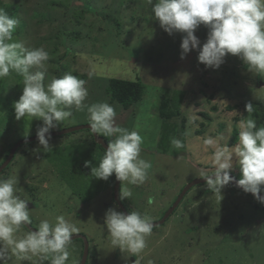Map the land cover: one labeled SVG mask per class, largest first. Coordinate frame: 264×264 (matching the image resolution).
<instances>
[{"label": "rangeland", "instance_id": "rangeland-1", "mask_svg": "<svg viewBox=\"0 0 264 264\" xmlns=\"http://www.w3.org/2000/svg\"><path fill=\"white\" fill-rule=\"evenodd\" d=\"M4 3L2 9L13 4L18 9L12 10L19 22L14 40L28 48L43 47L49 53L45 84L69 72L84 78L89 93L85 103L108 102L116 108L117 125L142 136L140 155L152 168L144 184L127 185L133 195L121 201L128 212H146L152 222L161 221L184 188L202 179L201 169L211 168L207 161L211 150H205L200 138L219 135L222 143L231 147L238 142L236 125L241 116L264 126V77L250 73L231 55L217 70L198 62V50L181 59L184 34L166 33L155 20L149 0ZM208 31L201 25L195 32L201 46ZM17 75L0 79V165L12 144L36 137L43 123L27 116L15 118L13 105L23 89V77ZM112 79L141 82L142 100L128 110L112 103L108 94ZM163 98L171 100V109L178 113L174 118L160 116ZM247 103L253 105L250 114L245 111ZM193 116L198 118L194 122ZM83 125H89L86 109L73 110V118L51 134ZM173 137L181 139L185 147L173 149ZM30 143L15 154L0 178L18 179L36 230L42 219L54 220L58 215L76 223L80 231L74 235L85 236L89 243L86 264H135L136 259L139 264H264V205L231 183L223 188L222 200L206 183L193 187L176 213L164 225L153 228L146 237V249L135 257L115 249L103 226L108 209H121L114 198L115 175L107 181L91 175L105 150L92 132L85 129L51 137L49 152L43 151L38 141ZM86 161L91 162L90 167H85ZM230 174L240 178L237 167ZM123 187L121 182L120 190ZM150 195L156 199L152 206L146 202ZM34 228H21L20 234ZM84 249L81 239L73 240L72 258L81 263Z\"/></svg>", "mask_w": 264, "mask_h": 264}, {"label": "clouds", "instance_id": "clouds-1", "mask_svg": "<svg viewBox=\"0 0 264 264\" xmlns=\"http://www.w3.org/2000/svg\"><path fill=\"white\" fill-rule=\"evenodd\" d=\"M149 3L155 20L166 33L184 34L181 59L198 50V62L217 70L225 57L231 55L238 57L250 73L264 77V0H149ZM18 23L0 8V79L12 71L23 77L22 95L13 105L15 118L21 120L27 116L41 120L36 137L43 151L49 152L51 131L73 118V110L86 109L90 131L113 137L98 166L91 168V175L103 181L115 175L117 181L125 184L120 199L131 198L133 192L127 185L144 184L152 168L151 162L140 155L142 136L137 130L118 126L116 108L108 102L85 103L89 94L85 80L69 72L45 84L49 53L43 47L28 48L14 40ZM201 25L209 29L202 46L195 35ZM245 111L252 113L253 105L247 103ZM241 117L236 125L238 142L233 146L222 143L223 137L219 135L200 138L205 150H211L207 156L211 168L201 169V178L207 189L222 200L223 188L235 180L230 171L237 167L240 178L235 180L236 186L264 205L261 195L264 193V126L258 127L250 117ZM196 119L191 117L192 122ZM170 144L175 150L185 147L175 137ZM90 166L91 162L86 161L85 167ZM18 184L15 176L0 178V264L24 261L69 264L70 258L71 264H80L70 251L74 234L80 229L66 215H58L54 220L42 219L37 231L20 234L21 227L31 223V211L29 200ZM146 202L152 206L156 199L150 195ZM152 220L146 212L132 210L125 214L113 207L105 212L103 226L115 249L139 257L147 247L146 237L152 233ZM135 264H139L138 259Z\"/></svg>", "mask_w": 264, "mask_h": 264}, {"label": "trees", "instance_id": "trees-1", "mask_svg": "<svg viewBox=\"0 0 264 264\" xmlns=\"http://www.w3.org/2000/svg\"><path fill=\"white\" fill-rule=\"evenodd\" d=\"M5 5L4 3V0H0V8H2L3 6ZM14 9H17V6L15 4H13L11 7L4 9L5 12L7 13L8 11V15L12 18H14V12H12V10ZM18 10V9H17ZM15 74L17 75L16 72L13 73L10 72L9 74V77L10 78H13L15 76ZM18 76V75H17ZM8 77V79H10ZM18 78H22L21 75L18 76ZM84 80V78H81ZM1 86H5L6 88V85H3L1 84ZM5 91V89H4ZM3 91V92H4ZM108 94L110 95L111 97V102L112 103H117V104H120L124 109H130L133 105L139 103L142 98H143V95H144V86L141 82H133V81H127V80H120V79H112L109 83V86H108ZM212 97V96H211ZM160 116L162 117H169V118H174L178 113L176 111H173L171 109V100L170 99H165L163 98V100L161 101V104H160ZM215 109V108H214ZM27 140V139H26ZM26 140H23V141H26ZM23 141H18V142H15L14 144H12L9 148V151L8 153L6 154L5 158L3 159V163L5 162V160L8 158L10 152L12 151V149L14 148V146L18 143H21ZM104 141L107 142V143H110L111 140H108L107 138L104 137ZM36 142V141H35ZM25 144H29V143H24V144H20V146L18 147L17 149V152L22 148V146H24ZM31 144V143H30ZM16 152V153H17ZM14 160V159H13ZM2 163V164H3ZM1 164V165H2ZM0 165V166H1ZM231 185L234 186L233 183H231ZM235 187V186H234ZM179 197V196H178ZM177 197V198H178ZM177 200V199H176ZM175 200V201H176ZM183 202V201H182ZM181 202V204H182ZM124 207L126 208L125 204L123 203ZM173 206V204H172ZM180 206V205H179ZM179 208V207H178ZM177 208V209H178ZM177 209L175 210V212L170 216L172 217ZM167 211H165L163 214H166ZM164 217V216H163ZM161 217V218H163ZM170 217L166 220V222L170 219ZM165 224V223H164ZM163 224V225H164ZM21 228H25L27 229L25 226H22Z\"/></svg>", "mask_w": 264, "mask_h": 264}, {"label": "water", "instance_id": "water-1", "mask_svg": "<svg viewBox=\"0 0 264 264\" xmlns=\"http://www.w3.org/2000/svg\"><path fill=\"white\" fill-rule=\"evenodd\" d=\"M90 130V126L89 125H83V126H77L75 128H72V129H68V130H64L62 132H59V133H53L51 134V137H55V136H62V135H66V134H70V133H73V132H76V131H79V130ZM92 135L94 136L96 142L101 145L103 147V149L106 150L107 148V145L105 142H104V138L100 135H96V134H93ZM37 141V137H34V138H30V139H27L26 141H23L21 143H18L14 146V148L12 149V151L10 152L9 156H8V159L5 161V163L0 167V175L2 174V172L9 166V164L13 161V157H14V154L16 153L18 147L20 146V144H24V143H30V142H35ZM231 175V174H230ZM232 176V175H231ZM234 177V176H232ZM236 180V179H235ZM235 180L232 182L234 184V186L239 189L240 191H242V189H240L239 187L236 186V183H235ZM205 180L202 178V179H196L192 182H190L189 185H187L184 190L181 192V194L179 195V197L177 198V200L175 201V203L173 204V206L166 212V214L164 215V217L161 219V221L159 222H152L153 223V228L154 227H157V226H160V225H163L166 220L175 212V210L179 207V205L181 204V202L183 201V199L185 198V195L191 190L192 187L194 186H198V185H202V184H205ZM120 184L121 182L120 181H117L115 180V189H114V198L116 199V201L119 202V191H120ZM251 195V194H249ZM261 195H264L261 193ZM120 203V202H119ZM120 206L121 208L123 209L124 213L125 214H128V212L124 209V207L121 205L120 203ZM28 227H31L30 225H26ZM37 230H34L33 232H35ZM76 239H83L86 243V246H85V251H84V254H83V258H82V262L81 264H86V261H87V257H88V244H87V240L84 236L82 235H76L73 237V240H76Z\"/></svg>", "mask_w": 264, "mask_h": 264}, {"label": "bare ground", "instance_id": "bare-ground-1", "mask_svg": "<svg viewBox=\"0 0 264 264\" xmlns=\"http://www.w3.org/2000/svg\"><path fill=\"white\" fill-rule=\"evenodd\" d=\"M73 133H74V132H73ZM104 142H105V141H104ZM105 143L108 144L107 142H105ZM16 152H17V151H16ZM15 154H16V153H15ZM15 154H14V157H15ZM14 157H13V158H14ZM4 163H5V162H4ZM4 163H3V164H4ZM120 187H121V184H120ZM194 187H195V186H194ZM192 188H193V187H192ZM192 188H191V189H192ZM114 189H115V188H114ZM120 191H121V190H120ZM120 191H119V202H120L121 205L124 207V205H123V203H122V201H121V199H120ZM188 193H189V192H188ZM188 193H187V194H188ZM187 194H186V195H187ZM186 195H185V196H186ZM115 201H116V199H115ZM119 202L116 201V203L118 204L119 208H120L121 211L124 213V211H123V209L121 208ZM124 209L127 211V209H126L125 207H124ZM127 212H128V211H127ZM128 213H129V212H128ZM158 222H159V221H158ZM25 227L28 228V229H30V227H28V226H26V225H25ZM157 227H158V226H157ZM154 228H156V227H154ZM84 237H85V236H84ZM85 238H86V237H85ZM81 240L84 242V244H85V246H86L85 241H84L83 239H81ZM86 240H87V244H88V257H89V243H88V239H87V238H86ZM84 251H85V249H84ZM83 254H84V253H83ZM88 257H87V258H88ZM82 258H83V257H82ZM81 262H82V259H81ZM86 262H87V261H86ZM80 264H81V263H80Z\"/></svg>", "mask_w": 264, "mask_h": 264}, {"label": "flooded vegetation", "instance_id": "flooded-vegetation-1", "mask_svg": "<svg viewBox=\"0 0 264 264\" xmlns=\"http://www.w3.org/2000/svg\"><path fill=\"white\" fill-rule=\"evenodd\" d=\"M163 216H164V214H163ZM163 216H162V217H163ZM161 219H162V218H161ZM31 224H32V223H30L29 225H30L31 227H33V228H34V226H32L33 224H32V225H31ZM27 229H28V228H27ZM34 229H35V228H34ZM79 235H80V234H79Z\"/></svg>", "mask_w": 264, "mask_h": 264}]
</instances>
